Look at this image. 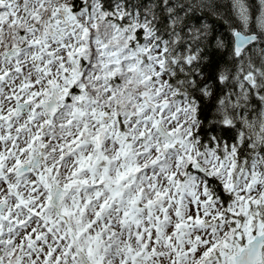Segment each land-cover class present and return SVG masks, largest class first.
I'll return each mask as SVG.
<instances>
[{"label": "snow or ice", "instance_id": "1", "mask_svg": "<svg viewBox=\"0 0 264 264\" xmlns=\"http://www.w3.org/2000/svg\"><path fill=\"white\" fill-rule=\"evenodd\" d=\"M0 264H264V0H0Z\"/></svg>", "mask_w": 264, "mask_h": 264}, {"label": "trees", "instance_id": "2", "mask_svg": "<svg viewBox=\"0 0 264 264\" xmlns=\"http://www.w3.org/2000/svg\"><path fill=\"white\" fill-rule=\"evenodd\" d=\"M253 3H255V0H253ZM210 23H212L213 21H209ZM218 30L219 31H223V26L222 25H218Z\"/></svg>", "mask_w": 264, "mask_h": 264}]
</instances>
